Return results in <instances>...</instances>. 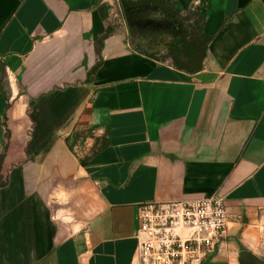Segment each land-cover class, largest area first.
I'll list each match as a JSON object with an SVG mask.
<instances>
[{
  "label": "crops",
  "instance_id": "0c3cea01",
  "mask_svg": "<svg viewBox=\"0 0 264 264\" xmlns=\"http://www.w3.org/2000/svg\"><path fill=\"white\" fill-rule=\"evenodd\" d=\"M173 4L198 8V71L133 47L120 0H0V264H131L139 206L212 195L203 264L264 263V0Z\"/></svg>",
  "mask_w": 264,
  "mask_h": 264
},
{
  "label": "built area",
  "instance_id": "2783aa9c",
  "mask_svg": "<svg viewBox=\"0 0 264 264\" xmlns=\"http://www.w3.org/2000/svg\"><path fill=\"white\" fill-rule=\"evenodd\" d=\"M227 229L228 210L219 195L142 204L131 264H203Z\"/></svg>",
  "mask_w": 264,
  "mask_h": 264
},
{
  "label": "trees",
  "instance_id": "16d2710c",
  "mask_svg": "<svg viewBox=\"0 0 264 264\" xmlns=\"http://www.w3.org/2000/svg\"><path fill=\"white\" fill-rule=\"evenodd\" d=\"M150 5H153L157 11L163 13L167 18L173 19L175 17L177 22H173L171 25H148L146 29L139 27L140 37L135 47L147 49L148 53L150 51L149 54L152 57H157L155 53L165 48L166 52L158 58H162L163 60L171 58L173 65L182 70L189 72L200 70L207 51V37L204 33L203 22L199 21L200 14L197 6H192L182 14L175 9L173 0H122L121 4L125 19H130L133 22L146 18V13L142 14L141 11L147 10ZM144 31L145 37L142 38ZM110 32L111 28H108L104 37L96 44L99 54L103 45V39ZM142 41H146L145 44ZM99 65L100 62L89 71L88 80L91 79ZM5 78L6 68L0 60V82L2 84L5 83ZM107 142V138L97 139L91 153H96L102 149ZM3 159L4 155L0 157V187L5 185L1 173Z\"/></svg>",
  "mask_w": 264,
  "mask_h": 264
},
{
  "label": "water",
  "instance_id": "95a60500",
  "mask_svg": "<svg viewBox=\"0 0 264 264\" xmlns=\"http://www.w3.org/2000/svg\"><path fill=\"white\" fill-rule=\"evenodd\" d=\"M120 3L122 4V0H120ZM125 21L128 28L130 43L133 47H135L140 37L138 28L147 25L148 18H142L136 22L130 21V19L126 18ZM241 256L243 260L249 262L250 264H263L259 259L250 254L248 251H242Z\"/></svg>",
  "mask_w": 264,
  "mask_h": 264
},
{
  "label": "rangeland",
  "instance_id": "374dc122",
  "mask_svg": "<svg viewBox=\"0 0 264 264\" xmlns=\"http://www.w3.org/2000/svg\"><path fill=\"white\" fill-rule=\"evenodd\" d=\"M141 13L142 14L146 13L147 18H148L147 25L142 26V29H146V27H148V25H150V26H154V25H158V24L171 25V23L177 22L175 17H173V19L170 17L167 18L165 15H163V13L157 11L153 5H150L147 8V10L141 11ZM194 19H196V18H194ZM147 52H148V50H147ZM157 53H158V56L161 54L159 52H157Z\"/></svg>",
  "mask_w": 264,
  "mask_h": 264
},
{
  "label": "flooded vegetation",
  "instance_id": "af4514ba",
  "mask_svg": "<svg viewBox=\"0 0 264 264\" xmlns=\"http://www.w3.org/2000/svg\"><path fill=\"white\" fill-rule=\"evenodd\" d=\"M143 33H144V35H143V37H142V38H144V37H145V31H144ZM142 42H143V41H142ZM145 42H146V41H144L143 43L145 44Z\"/></svg>",
  "mask_w": 264,
  "mask_h": 264
}]
</instances>
